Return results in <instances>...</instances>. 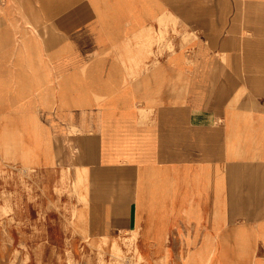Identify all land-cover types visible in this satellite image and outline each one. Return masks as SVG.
Segmentation results:
<instances>
[{
    "label": "rangeland",
    "instance_id": "obj_1",
    "mask_svg": "<svg viewBox=\"0 0 264 264\" xmlns=\"http://www.w3.org/2000/svg\"><path fill=\"white\" fill-rule=\"evenodd\" d=\"M55 1L37 0L45 11L27 12V17L36 18L37 26L32 31L37 32V47L22 44L19 55L25 52L30 66H34V51L40 58L37 62L49 67L54 52L86 46L97 51L91 59L99 60L103 72H108L115 61L120 62L125 73L124 88L144 90L142 80L146 78L153 80V89L159 96L161 68L167 63L170 98L185 99L189 104L195 92H200L201 97L217 99L219 112L225 110L224 103L229 101V122L218 123V155H208L210 134L203 130L199 136L201 151L208 153L202 157L203 163L207 157L208 162L216 164L211 177L209 170L202 174L210 182L216 178L217 185L203 186L200 215L196 218L189 210L185 219L165 212L169 217L147 220L150 224L146 227L136 219L135 228L114 230L112 221L125 220L104 216L99 223L94 218L85 167H37L41 156L37 154L41 144L37 139V115L25 114L20 107H0V264H211L214 252L209 248V236L198 244L201 233L213 223L228 225L227 207L250 205L264 196V40L235 41L232 37L212 35L209 27L189 26L187 21L205 17L209 12L204 8L209 5L214 8L216 3L219 7L234 4L237 24L251 0H143L154 9L147 27L139 28L135 34H130L129 28H114L110 34L115 41L98 44L66 43L59 39L65 27L39 26L56 16L48 10ZM60 19L65 21V16ZM234 30L243 32L237 26ZM117 34L123 36L116 38ZM113 54L124 58H106ZM71 64L80 65L75 59L56 63ZM178 67H182V73ZM218 73L224 77L219 90L206 91L205 82L202 91L193 85L194 78L210 74L208 86L213 89L217 87ZM38 103L43 101L39 98ZM44 143V161L53 164L49 140ZM111 189L119 191L121 199L129 193L124 182Z\"/></svg>",
    "mask_w": 264,
    "mask_h": 264
},
{
    "label": "crops",
    "instance_id": "obj_2",
    "mask_svg": "<svg viewBox=\"0 0 264 264\" xmlns=\"http://www.w3.org/2000/svg\"><path fill=\"white\" fill-rule=\"evenodd\" d=\"M124 1L66 0L62 4L57 0L48 8L56 16L39 26L65 27L59 39L66 43L112 42L115 39L110 32L114 28H129L128 32L135 34L154 17V9L147 2ZM263 1L248 2L237 24L234 4L219 7L217 3L214 8H204L209 12L205 17L187 23L209 27L212 35L232 37L235 41L264 40ZM45 9L37 0H0V107H20L25 114L37 115V139L41 143L37 147V154L41 155L37 167H85L94 218L99 223L104 216L125 220V224L112 221L114 230L133 229L136 219L146 227L150 224L147 220L169 217L165 212L185 219L189 210L194 218L198 217L203 186L217 185L216 178L210 182L202 174L209 170L211 177L216 164L208 162L207 157L203 163L202 157L208 153L201 151L199 136L206 130L212 137L208 155H218V123L229 122V101L224 103L225 110L219 112L217 99L201 97L200 92H195L189 104L185 99L170 98L167 63L161 68L159 96L153 89V80L146 78L142 80L144 90L124 88L125 73L120 62L113 61L108 72H103L99 60L91 59L97 51L86 46L54 52L49 67L37 62L40 58L34 51V66H30L26 53L19 55L22 44L37 47V32L32 31L37 26L36 18L27 17V12L36 14ZM63 16L65 21L60 19ZM236 26L243 32L235 31ZM119 36L123 35L117 34L116 38ZM106 58L119 60L124 56L113 54ZM73 59L79 60V67L56 65L58 60L68 63ZM178 71L182 73V67ZM218 74L217 87L213 89L208 86L210 74L194 78L193 85L202 91L205 82L206 91L219 90L224 77ZM39 98L43 104L38 103ZM46 139L49 153L55 158L53 164L44 161ZM123 182L129 186V193L121 199L120 192L111 187ZM251 202L227 207L228 225L213 223L201 233L198 244L209 236V248L214 252L211 264H264V196ZM210 214L213 218L214 207Z\"/></svg>",
    "mask_w": 264,
    "mask_h": 264
}]
</instances>
